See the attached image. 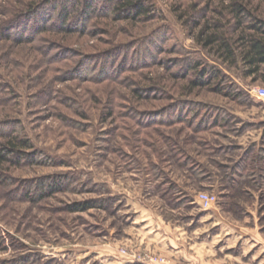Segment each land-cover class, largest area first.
<instances>
[{"label": "rangeland", "instance_id": "obj_1", "mask_svg": "<svg viewBox=\"0 0 264 264\" xmlns=\"http://www.w3.org/2000/svg\"><path fill=\"white\" fill-rule=\"evenodd\" d=\"M150 1L156 8L151 20L133 27L121 22L93 32L88 29V34L74 33L68 42L62 41L64 49L71 51V60L64 66L46 58V42H0V84L7 87L0 90V127L14 128L30 145L26 153L53 164L7 170L12 180L10 186H0V231L9 240L14 238L15 244L11 247L8 242V250L0 252V261L33 253L42 257L43 263L52 258L62 264H109L115 258H126L121 252L124 249L127 254L153 253L157 264H166L165 255L128 236L134 231L130 223L135 211H152L166 221L184 225L197 213V193L214 195L216 203L227 193L219 188L220 170L215 163L228 165L241 151L219 156L216 149L245 148L259 142L264 131V101L252 90L264 87L262 78L243 77L231 68L226 72L238 87V98H227L207 87L188 96L182 94L186 82L183 62L186 56L198 57L200 47L185 26L186 17H180L181 11L196 3L212 16L204 9L207 0ZM227 1L213 0V6ZM164 30L168 36L163 42L159 35ZM118 43L131 44L129 52L136 49L141 58L132 52L123 56L122 72L118 62L92 63L94 54ZM79 51L90 55L84 62L86 70H80L84 80L70 73L83 59ZM148 53L154 56L150 59ZM200 54L211 63H220L211 53ZM102 68L106 75L100 74ZM165 92L172 100L162 94ZM183 99L222 111L229 126L205 129L171 123L167 118L175 110L170 105ZM164 111L167 117H163ZM162 135L172 142L164 141ZM185 155L192 161L186 166L182 164ZM55 177H63L65 182L70 179L72 189L40 201L4 199L8 189ZM260 193L264 192L254 191L253 199H242L241 210L227 212L229 217L243 219L244 212L251 210L264 227ZM87 200H102L107 208L61 210ZM194 249L191 252L200 256L199 246Z\"/></svg>", "mask_w": 264, "mask_h": 264}, {"label": "trees", "instance_id": "obj_2", "mask_svg": "<svg viewBox=\"0 0 264 264\" xmlns=\"http://www.w3.org/2000/svg\"><path fill=\"white\" fill-rule=\"evenodd\" d=\"M204 6L205 12L208 14L212 12V16L205 14L203 8L194 3L188 7V10L181 11L182 16L180 17H186L185 26L193 34V39L200 47V52L211 53L220 63L205 60L200 52L198 57L186 56L187 59L182 65V71L185 74L183 78L186 80L181 86L182 94L188 96L207 87L227 98L236 99L240 93L237 91L238 87L235 82L227 74V69L235 68L241 72L243 77L253 79L260 77L264 80V0H229L218 7L213 6V0H207ZM178 10L180 11L179 8ZM155 12V5L150 0H0V42L32 45L46 42V48L49 49L45 54L46 58L51 64L64 66L67 61L71 60V51L64 49L66 47L62 45V41L68 42L70 35L81 32L88 34L90 31H97L102 27L121 22H125L126 27H133L134 23L153 19ZM197 12L200 14L199 17L191 16ZM94 25L95 27L91 29L90 27ZM160 34L159 37L163 38L164 42L168 35L165 30ZM132 47L131 44H114L94 54L92 63L95 64L98 60L101 65L108 60L118 62V68L122 72L125 63L121 62V58L132 52H129ZM51 49L56 52L52 53ZM79 53L82 54L83 59L78 62L79 67L77 69L73 67L70 73L73 72L75 74H71L72 76L77 75L84 80V73L80 70H86L84 62L90 55H84L82 51ZM131 54H135L134 56L138 58L142 56L136 49ZM148 54L150 59L154 56L153 53ZM183 56L185 57V54ZM100 71L101 75H106L103 68ZM97 72L99 70H96ZM6 88L5 85L0 84V90ZM233 90H236V93ZM166 93L168 92L162 94L172 100V96ZM173 104L170 105L172 107L170 109L175 111L167 118L171 120V123H186L205 129L229 126V118L222 111L206 107L200 102L183 99ZM7 128L8 126L0 127V186L5 188L11 185L12 177L7 174L10 167L35 164L53 165L50 161L38 159L33 153H26L25 149L30 148L28 142L19 138L13 132L14 128ZM161 138L172 142L169 136L162 135ZM218 148L215 153L219 156L224 154L233 156L236 155L237 150L241 151L237 154V159L230 158L228 165L215 163L220 170L218 173L221 178L219 188L227 191L220 195L221 200L217 203L221 204L222 209L227 212L234 210L233 214L238 213L241 210L242 199H253L254 191L264 192V131L258 143H252L245 148L238 145ZM176 152L184 156L180 149ZM183 159L184 166L192 163L186 155ZM189 168L194 171V168ZM194 172L197 175V171ZM64 180L63 177H55L51 180L45 178L27 182L23 187L7 188L8 190L3 194L4 199L8 202L44 200L56 192L71 190L72 181L68 178L66 182ZM33 192L35 197H33ZM259 201L264 202V193H260ZM106 206L107 204L102 200H87L68 205L61 210L85 212L92 208L106 209ZM260 220L258 217V223L262 226ZM9 238L0 231V252L8 250L9 241L11 247H14L15 239L9 240ZM46 260L43 263V258L39 255L26 253L17 258L1 260L0 264H62L59 260L52 258ZM124 264L140 263L126 262Z\"/></svg>", "mask_w": 264, "mask_h": 264}, {"label": "crops", "instance_id": "obj_3", "mask_svg": "<svg viewBox=\"0 0 264 264\" xmlns=\"http://www.w3.org/2000/svg\"><path fill=\"white\" fill-rule=\"evenodd\" d=\"M195 201L197 213L187 219L185 226L138 209L130 223L134 231L128 236L165 255L166 264H264V227L258 224L254 212L249 210L243 219L233 220L221 204L202 208ZM196 245L200 256L191 252ZM126 262L122 257L110 263Z\"/></svg>", "mask_w": 264, "mask_h": 264}, {"label": "built area", "instance_id": "obj_4", "mask_svg": "<svg viewBox=\"0 0 264 264\" xmlns=\"http://www.w3.org/2000/svg\"><path fill=\"white\" fill-rule=\"evenodd\" d=\"M252 93L255 97L264 101V87H261V86L254 87L252 90ZM196 199L202 208H207L213 203H216V197L206 192L197 193ZM121 252L125 254L126 256L128 255L126 257L128 262L141 261L142 263H145V264H157L158 263L157 258L154 256L153 253H150V252H145L143 255L127 254L126 250L124 249H122ZM196 264H199V263H196Z\"/></svg>", "mask_w": 264, "mask_h": 264}]
</instances>
